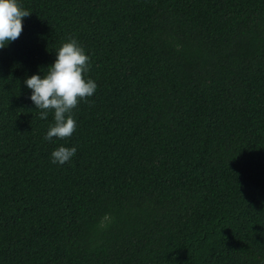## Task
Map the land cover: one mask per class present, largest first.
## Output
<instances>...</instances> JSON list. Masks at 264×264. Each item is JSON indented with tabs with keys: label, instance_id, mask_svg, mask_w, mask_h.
I'll list each match as a JSON object with an SVG mask.
<instances>
[{
	"label": "trees",
	"instance_id": "obj_1",
	"mask_svg": "<svg viewBox=\"0 0 264 264\" xmlns=\"http://www.w3.org/2000/svg\"><path fill=\"white\" fill-rule=\"evenodd\" d=\"M19 6L0 48V264H264V0ZM69 38L97 89L45 141L52 111L23 80Z\"/></svg>",
	"mask_w": 264,
	"mask_h": 264
},
{
	"label": "clouds",
	"instance_id": "obj_2",
	"mask_svg": "<svg viewBox=\"0 0 264 264\" xmlns=\"http://www.w3.org/2000/svg\"><path fill=\"white\" fill-rule=\"evenodd\" d=\"M29 14L19 6V0H0V48L16 39L22 31V18ZM24 78L23 84L30 90L28 99L32 102L39 118L45 119L52 111L43 139L65 138L72 135L77 127L71 110L79 100L91 97L97 89L96 82L87 77L89 56L83 47L69 38L54 50V59L45 67ZM76 147L58 145L50 152V162L63 164L75 154Z\"/></svg>",
	"mask_w": 264,
	"mask_h": 264
}]
</instances>
